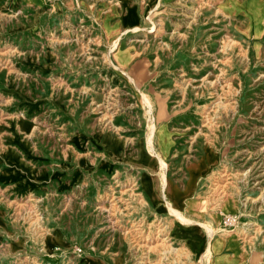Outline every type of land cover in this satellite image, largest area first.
<instances>
[{
  "label": "rangeland",
  "instance_id": "374dc122",
  "mask_svg": "<svg viewBox=\"0 0 264 264\" xmlns=\"http://www.w3.org/2000/svg\"><path fill=\"white\" fill-rule=\"evenodd\" d=\"M214 241L264 264V0H0V264Z\"/></svg>",
  "mask_w": 264,
  "mask_h": 264
},
{
  "label": "crops",
  "instance_id": "0c3cea01",
  "mask_svg": "<svg viewBox=\"0 0 264 264\" xmlns=\"http://www.w3.org/2000/svg\"><path fill=\"white\" fill-rule=\"evenodd\" d=\"M30 1V0H28ZM183 191V192H182ZM180 194H182L183 198V203L181 205V210L180 212L184 215H186L188 218H190L191 220H196L199 216L197 213L199 211L198 209V205H197V201L194 199V197H192L191 192L188 193V191H184L183 189L180 190L179 192ZM189 202L190 203V211L186 208V203ZM196 202V203H194ZM232 210L230 212L227 213H232L233 208H234V204L232 203ZM191 228L188 227V229ZM185 231L183 232L182 236L185 237V241L187 240V236H189V233L187 232V229H184ZM212 245L215 246L216 251H214V254L217 256L216 258L219 259L217 264H243V257L241 254H239L240 252L238 251H233L232 249H229L231 247L230 243H227V246L225 247L223 244H219L218 242H212ZM214 246L210 247V250L212 249V251L214 250ZM229 249V251H226L225 249Z\"/></svg>",
  "mask_w": 264,
  "mask_h": 264
},
{
  "label": "built area",
  "instance_id": "2783aa9c",
  "mask_svg": "<svg viewBox=\"0 0 264 264\" xmlns=\"http://www.w3.org/2000/svg\"><path fill=\"white\" fill-rule=\"evenodd\" d=\"M49 1H55V0H49Z\"/></svg>",
  "mask_w": 264,
  "mask_h": 264
},
{
  "label": "bare ground",
  "instance_id": "6f19581e",
  "mask_svg": "<svg viewBox=\"0 0 264 264\" xmlns=\"http://www.w3.org/2000/svg\"><path fill=\"white\" fill-rule=\"evenodd\" d=\"M148 105V104H147ZM150 143H151V141H150Z\"/></svg>",
  "mask_w": 264,
  "mask_h": 264
}]
</instances>
